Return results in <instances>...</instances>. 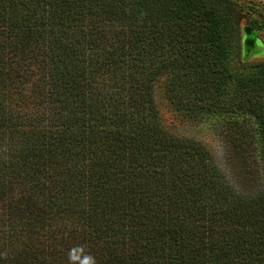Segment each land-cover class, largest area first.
<instances>
[{
    "label": "trees",
    "instance_id": "trees-1",
    "mask_svg": "<svg viewBox=\"0 0 264 264\" xmlns=\"http://www.w3.org/2000/svg\"><path fill=\"white\" fill-rule=\"evenodd\" d=\"M237 0H0V264H264V60Z\"/></svg>",
    "mask_w": 264,
    "mask_h": 264
},
{
    "label": "rangeland",
    "instance_id": "rangeland-1",
    "mask_svg": "<svg viewBox=\"0 0 264 264\" xmlns=\"http://www.w3.org/2000/svg\"><path fill=\"white\" fill-rule=\"evenodd\" d=\"M246 2V15L240 20L241 59L244 62L264 60V0H237ZM161 118L166 127L178 135L201 141L213 154L214 159L228 183L243 194L263 191V169L243 164L236 152L227 146L220 129L202 124L184 122L167 105L160 89L156 91Z\"/></svg>",
    "mask_w": 264,
    "mask_h": 264
}]
</instances>
